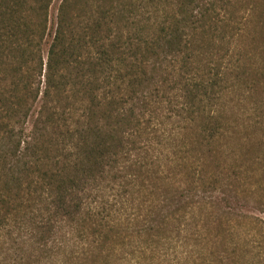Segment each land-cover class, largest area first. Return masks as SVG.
<instances>
[{
  "label": "trees",
  "instance_id": "1",
  "mask_svg": "<svg viewBox=\"0 0 264 264\" xmlns=\"http://www.w3.org/2000/svg\"><path fill=\"white\" fill-rule=\"evenodd\" d=\"M53 1L0 0V264L68 239L90 264H230L201 253L222 221L196 211L233 212L218 141L253 56L231 0H63L52 34Z\"/></svg>",
  "mask_w": 264,
  "mask_h": 264
},
{
  "label": "rangeland",
  "instance_id": "2",
  "mask_svg": "<svg viewBox=\"0 0 264 264\" xmlns=\"http://www.w3.org/2000/svg\"><path fill=\"white\" fill-rule=\"evenodd\" d=\"M62 1L54 0L50 8L49 28L52 34L56 28ZM231 2L228 7L230 16L235 21L241 20L243 25L241 31L243 35L237 43L241 44L242 50L246 49L245 52L249 56L250 54L253 56V59L247 62L249 67L243 83L230 95L224 97L231 103L226 107L223 116L226 115L225 118L229 123L233 122L236 128H230L224 133L223 139L218 141L222 155L217 162L219 168L216 170L215 179L223 183H231L234 189V193H231L234 196L231 203L233 212L227 217L223 216L222 203L214 206L213 209L196 211V215L202 213V216L209 217L210 213H214L221 216V227H218L219 223L215 222V219L210 226L217 227L213 229V236L217 237L210 242L202 243L201 253L205 257L217 251H229L234 252L227 261L230 264H264V76L261 74L263 72L261 54H264V0H231ZM230 33L231 29L227 28V35L229 36ZM219 37L220 34L217 37L218 42L222 41ZM226 41L227 39L223 42ZM231 50L235 53L236 47ZM172 158L175 162L170 164L167 162V157H162L160 161L163 171L166 172L164 175L171 173L172 178L163 181L164 187L170 185L171 189L189 183L188 175L184 176L185 170L177 167L179 157L175 155ZM216 185L218 186L219 183ZM219 190L222 192L221 189ZM219 193L217 195L222 198L224 195L221 196ZM155 197L153 193L149 200L152 201ZM219 215H215L217 219ZM117 219L125 226L123 218L117 217ZM128 241L125 239L126 243ZM86 246H76L73 240L68 239V245L63 249L65 252L54 250L50 253L51 257L47 259V264H62V262L90 264V260L81 256ZM122 256V253L113 254L109 264H117L119 257Z\"/></svg>",
  "mask_w": 264,
  "mask_h": 264
}]
</instances>
